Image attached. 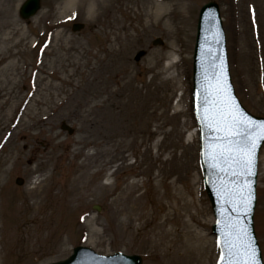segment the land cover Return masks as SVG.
I'll return each instance as SVG.
<instances>
[{"label": "rangeland", "instance_id": "obj_1", "mask_svg": "<svg viewBox=\"0 0 264 264\" xmlns=\"http://www.w3.org/2000/svg\"><path fill=\"white\" fill-rule=\"evenodd\" d=\"M24 1L0 0V264H48L78 245L138 254L142 264H215V218L193 134L198 18L204 3L220 5L237 95L264 116V0H166L152 18L158 0H97L111 4L104 11L94 0H42L23 19ZM119 47L130 56L126 69L93 79ZM134 109L141 114L128 115L124 133L102 129L106 111ZM119 153L125 159L115 161ZM83 161L96 177L71 195L70 170ZM255 228L264 258V145Z\"/></svg>", "mask_w": 264, "mask_h": 264}, {"label": "water", "instance_id": "obj_2", "mask_svg": "<svg viewBox=\"0 0 264 264\" xmlns=\"http://www.w3.org/2000/svg\"><path fill=\"white\" fill-rule=\"evenodd\" d=\"M40 6L41 0H26L20 8V13L23 18H30ZM83 26L82 23H76L73 29L76 31ZM154 43H163V40L157 38ZM145 53L144 50L139 51L136 59L139 60ZM194 100L195 113L201 129L205 186L216 216L213 231L218 235L221 248V257L217 264H229L233 259L229 255L228 245L240 243L237 238L238 229H246L247 235L241 239L251 238L260 264H264L254 228L258 157L264 137L256 141L254 162L249 175L242 164L233 163V159H238L237 157L228 158L227 152L224 153V158L220 157V152L227 146L228 140L224 131L217 130L218 127L226 126L225 121L220 119L221 114L228 116L231 113L250 118L257 125L254 135H259L258 126L264 122V117L250 113L235 94L229 72L220 6L215 1L205 3L199 15L195 47ZM62 128L70 133L74 132L68 124H63ZM16 182L23 184L24 179L18 177ZM243 201H248L247 210ZM94 208L101 210L100 205H95ZM49 264H142V258L140 255H126L121 252L109 256L98 255L88 247L77 246L67 259Z\"/></svg>", "mask_w": 264, "mask_h": 264}, {"label": "bare ground", "instance_id": "obj_3", "mask_svg": "<svg viewBox=\"0 0 264 264\" xmlns=\"http://www.w3.org/2000/svg\"><path fill=\"white\" fill-rule=\"evenodd\" d=\"M85 1H88V0H71L70 4H76V3L82 4ZM96 1L97 0H94V3L96 6L93 5V8L97 7V5H98V8L100 10L103 9V11H104L109 6H111V4H100ZM138 1H141L143 6L145 5V3L147 4V2H148V0H138ZM158 1H160V3L157 2L155 4L154 3L151 4V7H150L151 11L148 13L149 17H151V18L159 15L158 11H162V9L165 6L166 0H158ZM157 23H158L157 25H161V21H157ZM116 58L121 60L123 63L121 65H119V63L116 65L115 62L112 63V60H114ZM129 58H130V56H129L128 52L126 51V48L119 47L117 49L111 50L108 53V55H105V57H103V59L100 60V65L102 66L101 68H102L103 72H101V74H99V75L98 74L93 75V79H96L98 77H101V79L116 77L119 73L123 72V68L126 69L127 66L125 65V63L129 62ZM138 96L139 97L134 102H132L134 107L141 106L139 100H141L143 97L141 96L140 92L138 93ZM103 112L104 111H102V114H103ZM132 112H134V117L140 116V114H141V112H137L135 109L129 113H127V111H124V110L123 111L122 110L113 111L112 113H109L108 111H106L103 114L104 119L102 122V126H103L102 129L106 132L109 131L108 133H111V131L112 132L115 131L117 134L119 132H120V134L124 133V131H126V129L129 128L127 125V122L130 121L128 119V115H130ZM141 119H142V117H140V123L138 124L139 130L142 132H149V124L146 123L144 125V123L141 122ZM177 126H179V125H177ZM174 129L177 131L176 128H174ZM180 132H182V130ZM196 133H197V127L194 128L193 134H196ZM193 134L191 136H193ZM105 137H107V136H105ZM119 156H120V153L116 156L115 161H117L119 158L125 159V155H122L121 157H119ZM122 163H124V160H122ZM70 176H71L70 181H69L70 186L67 189V191L69 193H71V195L73 193L77 194L80 191H88L91 188V186L93 185L94 177H96V176H91V174H89V164H87L84 161L81 163L76 162L74 164L73 168L70 170ZM160 180L162 181V183H164V181H166V176H164ZM36 204H37V202H36ZM1 251L2 250L0 249V253H1Z\"/></svg>", "mask_w": 264, "mask_h": 264}, {"label": "snow or ice", "instance_id": "obj_4", "mask_svg": "<svg viewBox=\"0 0 264 264\" xmlns=\"http://www.w3.org/2000/svg\"><path fill=\"white\" fill-rule=\"evenodd\" d=\"M220 119L225 121L226 126L223 128L218 127L217 130L224 131L225 138L228 140L227 146L220 152V157L224 158L225 152L228 153V158L237 157L238 159H233V163L242 164L250 175L254 162L256 141L264 137V122H261L258 126L259 135H254L257 131V125L250 118L229 113L228 116L221 114ZM243 205L247 210L248 201H243ZM246 235V229H238L237 238L240 243L228 245L229 255L233 257L229 264H260V259L252 246L251 238L241 239Z\"/></svg>", "mask_w": 264, "mask_h": 264}]
</instances>
